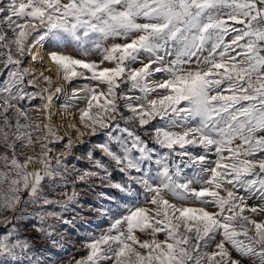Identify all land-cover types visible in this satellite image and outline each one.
Returning <instances> with one entry per match:
<instances>
[{
    "label": "snow or ice",
    "instance_id": "snow-or-ice-1",
    "mask_svg": "<svg viewBox=\"0 0 264 264\" xmlns=\"http://www.w3.org/2000/svg\"><path fill=\"white\" fill-rule=\"evenodd\" d=\"M97 186L126 200L74 264H264V0H0V264Z\"/></svg>",
    "mask_w": 264,
    "mask_h": 264
},
{
    "label": "rangeland",
    "instance_id": "rangeland-1",
    "mask_svg": "<svg viewBox=\"0 0 264 264\" xmlns=\"http://www.w3.org/2000/svg\"><path fill=\"white\" fill-rule=\"evenodd\" d=\"M68 51L72 52L73 47L69 46ZM90 59H99L98 54H90ZM63 97L58 99L57 107L63 111L65 103ZM75 111V109H72ZM86 143L79 145L75 150V157L71 159V166L78 169H86L91 167V162L87 159L89 151L94 152L95 158H101V153L96 147L99 143L105 140V137L98 135L96 137H85ZM62 147L58 145L57 148ZM106 159V158H104ZM113 179L117 182L122 180L121 174L113 171ZM98 184V182H97ZM69 189L71 184L68 185ZM107 193L108 195H115L116 201L109 202L99 197L98 193ZM126 198L116 192L115 189L97 186L91 191L82 192L80 205L77 206L75 211L69 210L63 215L67 219H72L79 213L84 219L77 218L73 224H63L59 221H53L48 218L46 221L41 222L37 216L38 211H62L57 205L46 206L45 209H38L36 206L27 208L23 213V219L19 221L18 236L25 239L31 245V251L27 255H20L14 264H74V258L79 259L85 255L83 250V243L92 235H98L104 231L112 219L114 214H117L121 208L120 206L125 203ZM90 207H104L110 208L111 211L107 216H100L95 212L90 211ZM56 225L55 238L57 243L53 244L51 239L47 238L40 228H46L48 224ZM0 231H6L0 226Z\"/></svg>",
    "mask_w": 264,
    "mask_h": 264
},
{
    "label": "bare ground",
    "instance_id": "bare-ground-1",
    "mask_svg": "<svg viewBox=\"0 0 264 264\" xmlns=\"http://www.w3.org/2000/svg\"><path fill=\"white\" fill-rule=\"evenodd\" d=\"M57 103H58V100H56V101L54 102V110H59L58 107H57Z\"/></svg>",
    "mask_w": 264,
    "mask_h": 264
}]
</instances>
